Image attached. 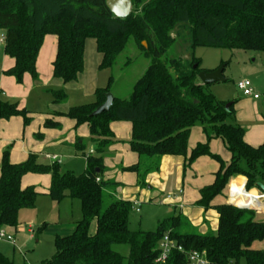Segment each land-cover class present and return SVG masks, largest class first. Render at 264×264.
I'll use <instances>...</instances> for the list:
<instances>
[{
    "label": "trees",
    "instance_id": "16d2710c",
    "mask_svg": "<svg viewBox=\"0 0 264 264\" xmlns=\"http://www.w3.org/2000/svg\"><path fill=\"white\" fill-rule=\"evenodd\" d=\"M131 9L121 18L113 15L105 0H0L3 49L14 59L5 73L18 83L25 73L37 76L35 61L46 34L57 37L53 75L64 82L76 79L82 71L87 38L96 41L102 55L101 68L112 67L130 38L149 58L128 97L114 95L109 109L91 115L104 102L105 93L111 91L110 76L106 87L96 89L94 102L72 106L65 113L76 125L87 123L96 144L94 154L87 155L84 173L61 171L56 163H39L34 154L12 163L9 151L3 152L0 228L17 226L19 211L35 205L38 193L33 186L21 187L22 176L50 173V198L56 202L66 197L79 199L82 216L71 234L54 237L55 252L41 264H155L165 233L185 252L204 251L210 264H264V249L251 246L255 240H264V221L256 220L255 210L230 203L216 205L218 225L210 233L179 229L177 216L158 222L153 230L131 229L132 204L115 197L117 182L102 179L103 154L114 142L112 121L131 123L129 145L139 160L123 170L136 172L141 185H145L149 172L158 170L163 155L187 154L189 131L198 124L206 142L191 149L185 164L201 155L219 162L214 181L200 189L198 203L208 207L221 192L227 198L233 174L247 178L246 192L256 188L264 193L257 184L264 185V141L256 147L247 144L244 128L233 120L232 103L218 99L209 84L199 82L200 71L212 70L202 68L193 56L189 61L163 57L180 26L188 28L192 47L264 51V0H131ZM53 95L54 102L66 98L62 89L54 90ZM27 112L0 93V119L19 115L26 125L30 122ZM58 125L51 119L44 122L46 127ZM212 138L223 141L231 155L228 162L210 151L208 141ZM92 220L95 231L90 233ZM113 244L127 245L128 255L115 251ZM185 252L172 250L165 264H187ZM0 264L15 262L0 251Z\"/></svg>",
    "mask_w": 264,
    "mask_h": 264
},
{
    "label": "crops",
    "instance_id": "0c3cea01",
    "mask_svg": "<svg viewBox=\"0 0 264 264\" xmlns=\"http://www.w3.org/2000/svg\"><path fill=\"white\" fill-rule=\"evenodd\" d=\"M87 44L91 49L94 47L95 51L91 53L93 63L90 64L93 71L91 74L85 72V48ZM56 51V35L46 34L35 61L37 76L34 78L25 73L22 82L18 83L13 76L5 73V70L14 65V59L5 54L3 44H0V93L6 99L17 101L19 108L27 109V115L30 117V122L26 125L22 116L19 115L0 119V163L3 152L8 150L9 159L12 163L23 162L29 155L34 154L37 162L56 163L61 171L69 170L76 173L74 169L80 167L79 173H76L80 174L85 172L87 155L94 154L96 144L90 138L87 123L76 125V121L65 116V113L72 106L94 102L96 89L106 87L109 78L105 85L99 83L98 71L107 68L100 67L102 55L97 50L96 41L93 38H87L84 42L83 69L72 81L64 82L61 78L53 75L52 63ZM230 53L231 57L235 59L236 66L229 68L227 74H222L226 78L225 81L213 82L208 87L218 99L232 103L233 120L244 128V141L256 147L264 141V51L246 54L236 50V52H229V55ZM217 66L218 64L206 69L214 70ZM243 78L251 81L254 92L259 94L258 98L244 96L238 90L236 82ZM199 82L201 81L199 80ZM59 89L65 91L66 98L60 102H54L53 91ZM47 119L58 122L59 125L46 127L44 122ZM110 128L113 132L114 142L107 147L103 154L102 179L117 182L115 197L129 201L133 211L138 212L142 205H145L150 214L153 212L162 214L164 210L169 218L175 217L174 212L178 211L200 233H206L209 230L215 232L217 229L216 205L232 204L233 202L241 206L255 207L258 204L264 207V203L259 200L252 204L248 201L244 202L245 199H240V197L239 200L232 201L230 198L232 185H230V193L227 198L221 192L212 199L208 207L198 203L201 196L200 189L214 181L215 173L219 168V162L209 155H201L191 164H185L191 149L198 143L206 142V135L200 125L192 126L189 131L187 154L163 155L160 158L158 170L149 172L145 176V185L140 184L136 172L123 170V167L133 165L139 160L137 153L132 151L129 145L131 123L129 121H112ZM208 145L210 151L220 156L223 161L228 162L230 160V152L220 138L210 139ZM63 164L70 169L62 170ZM233 175L235 176V174ZM244 178L242 192L246 195L248 191H245L244 186L247 178L245 176ZM50 182V173H26L22 176L20 185L22 188L26 186L35 188L38 193L36 205L38 196L42 197V201L47 197L50 198ZM252 190L256 193L258 191L255 188ZM241 195L242 193L239 192V196ZM73 199L75 198L66 197L60 202L53 200L57 203V207L65 205L68 209V215L73 220L71 225L60 226L54 230V237L71 234L75 229L76 222L81 218L77 219L72 213ZM258 209L262 210L261 208ZM22 210L19 211L18 219L21 218ZM263 215L264 211L261 214L257 213L256 220L264 221ZM35 216L37 215L28 216L31 223L27 225L26 231L30 240L35 237L32 234V220ZM22 220L20 219V221ZM59 220L64 221L65 218H59ZM18 225L15 227L4 226V228L18 234L23 231L20 228L17 229ZM13 238V244L8 241L5 242L16 246L15 237ZM252 248L257 249V247Z\"/></svg>",
    "mask_w": 264,
    "mask_h": 264
},
{
    "label": "rangeland",
    "instance_id": "374dc122",
    "mask_svg": "<svg viewBox=\"0 0 264 264\" xmlns=\"http://www.w3.org/2000/svg\"><path fill=\"white\" fill-rule=\"evenodd\" d=\"M176 33L177 34H175V41L164 54V58H178L183 61H189L193 56L200 60V66L202 68H209L217 64L218 66H220L226 63V70L224 72V66L222 74H227L229 68H234L236 66L235 59L231 57V53L229 55V52H236V50L229 51L227 49L205 46L192 47L190 41V32L187 27H177ZM173 35L174 34H172V36ZM142 44L144 47H147V43L145 41L142 42ZM93 52H95L94 47H92L91 49L87 44L85 48V72H88L89 74L93 72L92 68H90V64L92 63L91 53ZM237 52H244L246 54L257 53V51L250 50H237ZM148 64L149 58L136 45L134 40L130 38L124 46L123 50L117 55L112 67L101 69L98 71V78L100 81L99 83L101 85H105L108 81L109 76H112L110 92H112V94L117 97L126 98L131 93L135 81L142 75ZM210 84L208 86H210ZM61 168L62 170L70 169L65 164H63ZM79 169L80 167H76L74 170H76V173H79ZM232 180L233 181L231 182L232 188L230 197L232 201L239 200L240 197V199H245L244 202L248 201L250 204L257 200L264 203V197L257 199V195L263 194L258 189L257 193L256 191L254 192L252 190L254 188H252L251 190H247L248 194L244 195V193L242 192V182L244 181L243 175L236 174L235 176H233ZM239 192L240 194L242 193L241 196H239ZM41 198L40 196H38V203L35 205V207L22 210V213L20 215L21 218L19 217L18 219L19 225L17 229L20 228V230L23 231L15 234L14 231L10 232L6 228H4V226H2V230L5 233L12 237H15L16 246L6 243V240H0V251L3 254L11 257L14 260L15 264H41V262H43L44 260L51 258L55 252L54 230H57L60 226H69L71 225V221H73L70 215H68V209H66L65 205H59L57 207V203H55L49 197H47V199H44V201H42ZM79 203V199H73L72 213L75 217H77V219L82 216ZM238 207L253 209L256 211V214H261L264 211V207L262 208L263 211L259 210L256 207ZM147 210V206L145 205H142L141 210L138 212L132 210L129 223V227L131 229L153 230L156 228L158 222L164 221L166 218H169L167 217V212L164 210L162 214H158L157 212H151L152 214H150ZM29 215H37L32 220V234L35 237L31 240L29 238V234L26 231L27 225L31 223L29 222ZM174 216L179 217V221L181 222L179 229L188 232L200 233L199 230L196 227L192 226L187 218L180 214L178 211L174 212ZM59 218H65V220L61 221L59 220ZM20 219H23V222L20 221ZM89 231L90 233H93L95 231V220L91 221ZM210 232L212 231L209 230V232L206 233ZM37 240L38 242H36ZM252 244V247H257V249H264V240H255ZM112 248L123 256H127L129 253V248L125 244H113Z\"/></svg>",
    "mask_w": 264,
    "mask_h": 264
},
{
    "label": "built area",
    "instance_id": "2783aa9c",
    "mask_svg": "<svg viewBox=\"0 0 264 264\" xmlns=\"http://www.w3.org/2000/svg\"><path fill=\"white\" fill-rule=\"evenodd\" d=\"M3 42H4V33L0 32V44H3ZM236 86L244 96H251L253 98L259 97V94L254 92V89L251 85V81L247 78L238 80L236 82ZM96 181H99V178H96ZM244 189H245V186H244ZM257 196H258L257 199L263 198L264 193L257 195ZM232 204L234 203L232 202ZM135 205H137V202H135ZM236 206H239V205L236 204ZM136 210L138 211L137 207H136ZM0 240H6L12 244L14 243V238L8 235L7 233H5L2 230V228H0ZM158 249H159V254L154 261L155 264H165L172 250H178L181 252H185L183 247L180 244L176 243L173 239H171L169 233H165L162 236L161 240L159 241ZM185 254L187 258V264H210V262L206 258L204 251L201 252L197 250H189L185 252Z\"/></svg>",
    "mask_w": 264,
    "mask_h": 264
},
{
    "label": "water",
    "instance_id": "95a60500",
    "mask_svg": "<svg viewBox=\"0 0 264 264\" xmlns=\"http://www.w3.org/2000/svg\"><path fill=\"white\" fill-rule=\"evenodd\" d=\"M106 5L116 17H126L131 12V0H105ZM195 66V65H194ZM224 65H220L212 71L202 70L198 73L197 77L202 84H210L213 82L225 81L226 78L222 75ZM114 95L112 92L105 93V100L95 110L92 111L91 115H97L103 112L104 110L109 109L112 105ZM257 184L264 191V185L261 182ZM246 207V206H242Z\"/></svg>",
    "mask_w": 264,
    "mask_h": 264
},
{
    "label": "bare ground",
    "instance_id": "6f19581e",
    "mask_svg": "<svg viewBox=\"0 0 264 264\" xmlns=\"http://www.w3.org/2000/svg\"><path fill=\"white\" fill-rule=\"evenodd\" d=\"M255 207H256V208H261V209L263 208L262 206H260V205H258V204H257Z\"/></svg>",
    "mask_w": 264,
    "mask_h": 264
}]
</instances>
